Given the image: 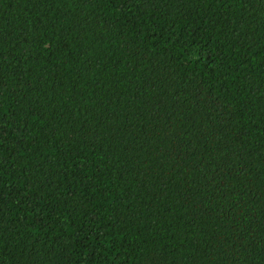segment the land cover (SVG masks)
I'll use <instances>...</instances> for the list:
<instances>
[{"label":"trees","instance_id":"obj_1","mask_svg":"<svg viewBox=\"0 0 264 264\" xmlns=\"http://www.w3.org/2000/svg\"><path fill=\"white\" fill-rule=\"evenodd\" d=\"M0 264H264V0H0Z\"/></svg>","mask_w":264,"mask_h":264}]
</instances>
